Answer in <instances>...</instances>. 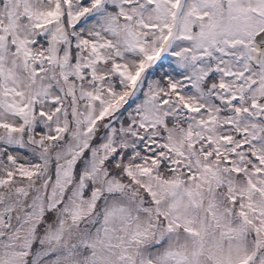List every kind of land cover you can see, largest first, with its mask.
Segmentation results:
<instances>
[{
  "label": "rangeland",
  "instance_id": "1",
  "mask_svg": "<svg viewBox=\"0 0 264 264\" xmlns=\"http://www.w3.org/2000/svg\"><path fill=\"white\" fill-rule=\"evenodd\" d=\"M0 264H264V0H0Z\"/></svg>",
  "mask_w": 264,
  "mask_h": 264
},
{
  "label": "trees",
  "instance_id": "2",
  "mask_svg": "<svg viewBox=\"0 0 264 264\" xmlns=\"http://www.w3.org/2000/svg\"><path fill=\"white\" fill-rule=\"evenodd\" d=\"M150 73H151V71H150ZM156 74H158V72H156ZM160 77H164V75L163 74H160L159 75ZM146 79V78H145Z\"/></svg>",
  "mask_w": 264,
  "mask_h": 264
},
{
  "label": "water",
  "instance_id": "3",
  "mask_svg": "<svg viewBox=\"0 0 264 264\" xmlns=\"http://www.w3.org/2000/svg\"><path fill=\"white\" fill-rule=\"evenodd\" d=\"M60 207V204H58V208Z\"/></svg>",
  "mask_w": 264,
  "mask_h": 264
}]
</instances>
